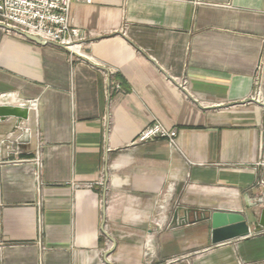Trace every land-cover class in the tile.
Instances as JSON below:
<instances>
[{"label":"crops","instance_id":"0c3cea01","mask_svg":"<svg viewBox=\"0 0 264 264\" xmlns=\"http://www.w3.org/2000/svg\"><path fill=\"white\" fill-rule=\"evenodd\" d=\"M90 1L80 53L0 26V104L29 109L0 119V264H264V0ZM154 120L177 147L136 141ZM214 210L249 234L213 244Z\"/></svg>","mask_w":264,"mask_h":264},{"label":"built area","instance_id":"2783aa9c","mask_svg":"<svg viewBox=\"0 0 264 264\" xmlns=\"http://www.w3.org/2000/svg\"><path fill=\"white\" fill-rule=\"evenodd\" d=\"M75 1L91 2L90 0H0V26L5 31H13L19 34L26 32L38 36L46 43L65 46L70 50V54L72 51L80 53V45L78 44V40L81 38L80 31L71 26L69 16L71 5ZM184 83L182 81L179 86L184 88ZM115 87L118 88V85L116 84ZM261 102L264 105V99ZM176 136V130L166 129L160 122L154 120L150 125L140 130L136 141L142 142L152 140V138H162L168 141L169 145L177 147ZM6 141L7 139H4L2 143L5 144ZM15 142L13 149L17 153L19 152L17 146L19 142L17 140ZM33 163L38 167L42 165L38 151ZM36 178L39 179L37 171Z\"/></svg>","mask_w":264,"mask_h":264},{"label":"water","instance_id":"95a60500","mask_svg":"<svg viewBox=\"0 0 264 264\" xmlns=\"http://www.w3.org/2000/svg\"><path fill=\"white\" fill-rule=\"evenodd\" d=\"M21 34L31 41L33 40L38 43L46 44L45 41L41 40L36 35H31L26 32H21ZM28 110L29 109L26 105L17 106L7 103L0 104V119L4 120L8 116H12L20 122L21 119H27ZM243 200L245 201V207L247 209L257 205H262L264 204V191L260 196H256V198H250L248 193H244ZM190 212L191 210H186L184 212L183 224L189 222L188 215ZM259 215V224L264 226V207L261 209ZM174 217H177V212L174 214ZM247 218L248 215H246L244 210L242 212L214 210L213 212L198 216L195 218V221H208L211 231V242L214 244L249 234Z\"/></svg>","mask_w":264,"mask_h":264}]
</instances>
